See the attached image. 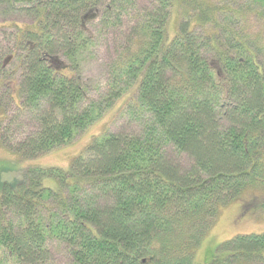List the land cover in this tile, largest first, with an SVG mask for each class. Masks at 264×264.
<instances>
[{"label": "trees", "instance_id": "1", "mask_svg": "<svg viewBox=\"0 0 264 264\" xmlns=\"http://www.w3.org/2000/svg\"><path fill=\"white\" fill-rule=\"evenodd\" d=\"M0 6L32 19L18 28L15 53L7 52L18 58V111L0 121L1 145L20 159L63 147L98 121L122 94L117 82L136 92L118 109L134 132L92 136L68 171L27 166L8 182L0 178V264H53L49 240L65 246L68 264H195L220 207L264 198V64L253 45L259 36L241 26L259 18L264 33V0H0ZM173 8L177 31L167 42ZM129 11L109 89L90 100L77 72L78 57L93 42L86 25L98 20L109 27ZM3 63L0 56V72ZM6 83L0 97L13 100ZM25 113L37 128L12 142L8 129ZM46 179L55 182L45 186ZM220 246L223 258L210 264L264 262V233L239 234Z\"/></svg>", "mask_w": 264, "mask_h": 264}, {"label": "rangeland", "instance_id": "2", "mask_svg": "<svg viewBox=\"0 0 264 264\" xmlns=\"http://www.w3.org/2000/svg\"><path fill=\"white\" fill-rule=\"evenodd\" d=\"M136 1L139 5L144 4V0ZM242 1L237 0L239 3ZM132 15L134 13L131 11L125 13L120 17L118 23L116 22V24H112L109 27L101 28L98 20H92L86 25L93 34V42L78 57L77 72L82 78L87 97L90 100L100 101L109 89L110 81L108 78L111 66L116 59V53L126 38V35H124V23L127 19L130 25L133 19ZM31 24L32 19L30 17L19 12L6 11L3 6H0V56L3 57L4 61L2 67L4 71L0 72V82H9L5 86L11 90L13 96V100H11L1 93L0 98L5 105V112L3 111L4 109H0V121L5 115L16 114L19 102L16 92L18 87V58L15 55L13 57L9 56L7 52L13 51L15 53L17 49L15 40L17 30L27 28ZM177 24L178 12L176 8H173L166 26L167 42L175 35ZM241 26L246 28L248 32L259 36L256 42L253 41V45L259 51V62L264 64V33L261 28V20L249 16L248 22L246 24L241 23ZM60 61L67 62L64 57H61ZM116 86L117 89L123 87L121 96L111 101L110 106L106 108L103 116L98 121L78 132L73 140L63 147L32 159H20L16 153L6 149L0 143V178L8 182L18 176L21 170L27 166L59 167L64 171H68L73 157L77 156L90 143L92 136L103 133V130L134 132V123L127 121L118 109L124 108L125 102H133L136 99V92L133 91L131 86L125 85L122 81L117 82ZM36 128L37 123L34 116L25 113L20 116L17 123L8 129L7 136L14 142ZM170 156L180 163L181 166L187 163L185 157H175L173 153H170ZM54 182L55 180L53 179H46L44 185L52 186ZM250 199L252 198L244 199L241 201L242 203L237 202L238 200L232 201L220 207L218 218L195 250V264H210L215 256L217 260L222 259L224 249L220 244L236 235L264 233V198L256 196L255 199L249 202ZM246 203L250 205H246ZM46 246L52 255L53 264H68L66 248L63 244L49 240ZM217 247L221 248L216 250ZM249 263L242 258L237 264ZM261 264H264V262Z\"/></svg>", "mask_w": 264, "mask_h": 264}, {"label": "water", "instance_id": "3", "mask_svg": "<svg viewBox=\"0 0 264 264\" xmlns=\"http://www.w3.org/2000/svg\"><path fill=\"white\" fill-rule=\"evenodd\" d=\"M94 12H90L89 14H86L85 16H84V18L85 19H91L93 16H94Z\"/></svg>", "mask_w": 264, "mask_h": 264}]
</instances>
